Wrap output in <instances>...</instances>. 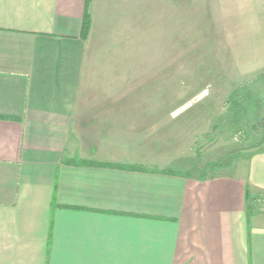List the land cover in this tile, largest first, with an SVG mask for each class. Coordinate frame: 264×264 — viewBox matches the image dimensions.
Here are the masks:
<instances>
[{"label":"crops","instance_id":"1","mask_svg":"<svg viewBox=\"0 0 264 264\" xmlns=\"http://www.w3.org/2000/svg\"><path fill=\"white\" fill-rule=\"evenodd\" d=\"M217 1V37L261 31L264 0ZM163 2L90 0L83 36L86 0H0V264H264V142L194 175L150 156L137 97L86 92L92 54L181 46ZM241 90L264 110V81Z\"/></svg>","mask_w":264,"mask_h":264},{"label":"rangeland","instance_id":"2","mask_svg":"<svg viewBox=\"0 0 264 264\" xmlns=\"http://www.w3.org/2000/svg\"><path fill=\"white\" fill-rule=\"evenodd\" d=\"M170 3L177 20L180 12L187 13L181 46L173 29L170 53L92 54L85 68L86 92L141 99L123 105L147 111L133 117L149 121L155 131L150 156L181 159L188 163L183 170L211 175L232 154L224 161L238 171L264 141V110L254 109L241 90L264 81V20L248 23L261 24L260 32L217 37V0ZM179 5L182 9L175 10Z\"/></svg>","mask_w":264,"mask_h":264},{"label":"trees","instance_id":"3","mask_svg":"<svg viewBox=\"0 0 264 264\" xmlns=\"http://www.w3.org/2000/svg\"><path fill=\"white\" fill-rule=\"evenodd\" d=\"M90 0H86V10H85V14H84V19H83V26H82V34L83 36L87 35V33L90 30V26H91V16L90 13L88 12V4H89ZM264 142V141H262ZM64 160V159H63ZM111 166H122V164H110ZM141 166H136V168H139ZM143 168V167H142ZM167 172H174L173 170H166ZM184 174V173H182ZM205 177V175H204Z\"/></svg>","mask_w":264,"mask_h":264}]
</instances>
